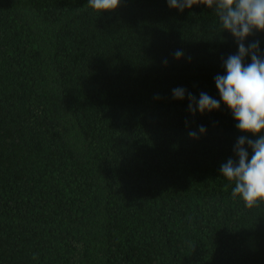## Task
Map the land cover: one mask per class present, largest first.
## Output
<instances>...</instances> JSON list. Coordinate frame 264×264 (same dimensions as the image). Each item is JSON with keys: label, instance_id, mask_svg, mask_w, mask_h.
Returning <instances> with one entry per match:
<instances>
[{"label": "trees", "instance_id": "trees-1", "mask_svg": "<svg viewBox=\"0 0 264 264\" xmlns=\"http://www.w3.org/2000/svg\"><path fill=\"white\" fill-rule=\"evenodd\" d=\"M88 3L0 0V264H264V204L220 175L244 134L188 110L233 38L204 5Z\"/></svg>", "mask_w": 264, "mask_h": 264}, {"label": "clouds", "instance_id": "clouds-1", "mask_svg": "<svg viewBox=\"0 0 264 264\" xmlns=\"http://www.w3.org/2000/svg\"><path fill=\"white\" fill-rule=\"evenodd\" d=\"M120 2L89 0L87 5L98 17L101 13L115 11ZM166 3L179 12L194 5L212 9L223 32H228L237 46L236 54L223 60L225 74L214 77L219 99L206 92H201L198 99L188 93V110L204 114L218 110L221 104L227 108L236 130L244 135L234 145L233 157L220 165V175L234 183L232 196L239 197L246 208L264 204V51L260 49L259 40L246 43L248 38L264 33V0H166ZM183 55V50L174 53L177 60ZM246 57L250 58V63H245ZM185 93L183 87L172 89L174 100H183ZM205 132V127L199 126V135ZM198 133L190 131L188 135L195 139Z\"/></svg>", "mask_w": 264, "mask_h": 264}]
</instances>
